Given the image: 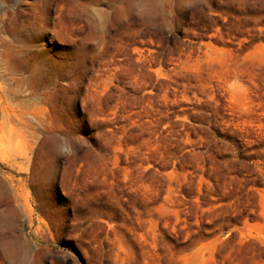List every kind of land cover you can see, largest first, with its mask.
I'll return each instance as SVG.
<instances>
[{"label": "rangeland", "instance_id": "rangeland-1", "mask_svg": "<svg viewBox=\"0 0 264 264\" xmlns=\"http://www.w3.org/2000/svg\"><path fill=\"white\" fill-rule=\"evenodd\" d=\"M0 264H264V0H0Z\"/></svg>", "mask_w": 264, "mask_h": 264}]
</instances>
